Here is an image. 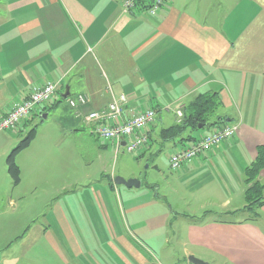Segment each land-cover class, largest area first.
I'll return each instance as SVG.
<instances>
[{
	"label": "crops",
	"instance_id": "crops-1",
	"mask_svg": "<svg viewBox=\"0 0 264 264\" xmlns=\"http://www.w3.org/2000/svg\"><path fill=\"white\" fill-rule=\"evenodd\" d=\"M148 1L123 12L122 0H0L5 90L0 118L29 95L31 86L55 81L62 96L66 90L70 96L72 86L74 97L85 96L86 103L64 117L71 124L81 121L93 134L84 115L105 107L110 92L123 93L125 117L146 108L155 111L146 128L150 144L142 151L160 139L173 152L191 143L163 141L155 135L156 121L170 114L177 123L176 111L183 112L198 93L217 92L225 109L219 116L237 131L181 168L186 176L207 166L218 169L212 179L218 210L200 217L171 211L162 208L163 196L123 192L109 179L88 195L70 183L58 186L51 180L56 173L51 161L67 131L57 124L42 136L37 133L18 153L20 182L13 185L2 158L18 141L0 130V137L5 135V148L0 142V264H192L190 255L209 264H264V205L255 212L243 209L245 169L264 145V0H221L218 9L205 0H165L155 15L148 12ZM211 10L208 16L203 12ZM28 120L12 133L17 135ZM42 177L46 188L38 191ZM235 193L240 206L232 204ZM171 218L184 224L178 234L183 253L161 262L148 242L156 233L165 234Z\"/></svg>",
	"mask_w": 264,
	"mask_h": 264
},
{
	"label": "rangeland",
	"instance_id": "rangeland-1",
	"mask_svg": "<svg viewBox=\"0 0 264 264\" xmlns=\"http://www.w3.org/2000/svg\"><path fill=\"white\" fill-rule=\"evenodd\" d=\"M209 1L210 0H205V4L208 7L211 9L219 8L221 0H218L217 4L214 0L212 6H210ZM222 1L225 2V0ZM213 11L214 10L203 12L208 16L213 14ZM20 62L21 59L15 58V63ZM1 67L2 59H0V69ZM71 78L72 77L70 76L66 77L63 80V85H66ZM76 91L77 90L72 86L70 96L63 97V91L57 90L48 102L42 103L36 107L35 115L27 118L29 119L27 125L22 127L17 135L12 133V130L4 129L6 130L4 132L13 134L11 136H13L18 142L26 135V132L32 126H35L37 133L41 136L44 132L50 130L51 126H54L55 128V124H57L62 131H67L65 138L61 140L56 147L57 154L52 157L51 162L53 164L56 163V165H53L56 166V173L51 174V180L54 183L58 186L62 182L73 184L74 189L80 188L88 195L94 190H97L98 186H103L110 177L114 178L115 176H120L124 179L135 178L141 182L139 188H127L124 185L118 186L124 190L123 192L126 191L143 195L151 193L157 194L158 197L163 196L167 201L161 204L162 208L169 209L170 207L171 211H194L191 213H196L195 216L200 217L203 211L218 210L215 208L220 201L217 193L218 188L212 181V179L218 178L219 172L217 168L207 166L204 172L199 171L197 173H192L189 176H186L184 170L181 168L183 163L176 169H172L170 166V155L172 150L170 149L168 142L160 145V139L157 140V143L154 142L145 151L142 150L146 146L142 150L132 153L126 151L123 147L116 150L113 141L91 134L89 127L81 121H75L72 124L69 121H66L64 116H71L72 113L74 115L73 107L70 106L69 99H75L76 96L74 97V93ZM4 105L5 90L2 89V84L0 82V111L3 110L2 107ZM42 106H45V110L42 113H39V108ZM224 110V106L219 102L214 113L209 116L208 123L217 120V117ZM164 114V112H160L159 117L162 118ZM42 115L46 116L43 117ZM173 123L174 121L173 118L170 119V114L169 117H163L161 121L157 120L154 128L155 135H159L161 129L169 127ZM208 131H210V127L204 126L190 133H194L196 136L197 134L203 135ZM188 133L189 130L184 132L183 136ZM0 140L1 147L5 148V135L2 138L0 137ZM12 149L13 148H10L2 159H6L8 153ZM52 152H54V150ZM202 154L203 153H200L194 158H197ZM207 173H209V175L206 177ZM43 179L46 178H41L42 181L38 191L46 188V183ZM86 193L83 195H86ZM29 195L30 194L27 196ZM30 201L33 202V196L30 198ZM240 201L241 198L238 197V193H235L233 195L232 204L239 203L240 206ZM37 205L38 204H36V206ZM187 213L189 212H186V214ZM154 215L155 217L156 215H158V217L160 216L159 213H157L156 208H154ZM189 215L191 214L189 213ZM136 216L145 217L143 214H138ZM234 217H237V215ZM180 220V218L177 220L171 218L165 229V234L158 235L156 233L154 238L150 239L148 242L152 249L155 250L154 252L157 255V259L161 262H165L166 260L171 259V257H177L183 253L182 247L178 242V234L183 231L184 225ZM153 221L156 222L157 219H153ZM162 224L163 223H161V225ZM6 235L7 232L5 233V236ZM0 238L3 239V234H0ZM164 238H168L169 242H163ZM19 249L20 248L15 249V252L19 253Z\"/></svg>",
	"mask_w": 264,
	"mask_h": 264
},
{
	"label": "built area",
	"instance_id": "built-area-1",
	"mask_svg": "<svg viewBox=\"0 0 264 264\" xmlns=\"http://www.w3.org/2000/svg\"><path fill=\"white\" fill-rule=\"evenodd\" d=\"M142 0H122V10L129 12ZM165 0H149L147 10L155 15ZM58 82L46 81L31 86L29 95L22 101L12 104L9 111L0 118V130L8 129L13 132L23 120L29 118L36 107L48 102L57 91ZM71 107H78L86 103L83 94L75 99H69ZM127 103L125 94L114 95L110 92L107 105L98 110H92L84 115V121L91 126L93 134L97 137L111 140L116 150L120 147L132 153L142 150L149 140L146 128L155 120V111L152 108L139 110L125 117L124 108ZM178 121L182 118V111L177 110ZM237 131L234 124L216 128L208 134H203L190 145L175 149L170 155V166L176 169L182 163L192 160L200 153L207 152L214 144L230 139ZM124 142V145L121 143Z\"/></svg>",
	"mask_w": 264,
	"mask_h": 264
},
{
	"label": "trees",
	"instance_id": "trees-1",
	"mask_svg": "<svg viewBox=\"0 0 264 264\" xmlns=\"http://www.w3.org/2000/svg\"><path fill=\"white\" fill-rule=\"evenodd\" d=\"M219 102L221 101L217 92L198 93L189 103L184 106L181 121L174 123L169 127L161 129L159 133L160 138L163 141L177 139L179 142L187 141L186 143L189 142L192 144L202 135L196 137L193 136V134L189 133L188 135L183 136L184 132L188 130L189 132H194L199 129V125H201L202 127H213L211 129L212 131L216 128L222 127L226 124V117L224 118L222 116H219L217 117V120L208 123L209 116L214 113L215 109L218 107ZM44 110L45 108L42 109V111ZM210 132H207L205 134H208ZM36 135L37 130L35 126H32L26 132V135L8 153L5 159L7 172L11 178L13 185H17L20 182V168L16 162V156L18 155V153H20L30 145ZM148 144H150V139L147 142V145ZM214 145H212L210 149ZM262 170H264V145L258 146L256 158L245 169V182L247 184V187L244 191L245 205L243 209L245 210L255 212L258 208L264 205V177L262 179H259V174ZM113 182L114 178L110 177L109 183L112 185ZM203 215L205 216L206 214Z\"/></svg>",
	"mask_w": 264,
	"mask_h": 264
},
{
	"label": "water",
	"instance_id": "water-1",
	"mask_svg": "<svg viewBox=\"0 0 264 264\" xmlns=\"http://www.w3.org/2000/svg\"><path fill=\"white\" fill-rule=\"evenodd\" d=\"M67 89V88H66ZM68 95V91L66 90V93L63 94V97H67ZM43 117H45L46 115H42ZM199 128H201L202 126L199 125ZM121 145H124V142L121 143ZM114 183L116 185H124L127 188H131V187H139L141 185V182L135 178H129V179H124L120 176H115L114 177ZM189 262H191L192 264H209L206 261H203L199 258H196L192 255L189 256L188 258Z\"/></svg>",
	"mask_w": 264,
	"mask_h": 264
}]
</instances>
